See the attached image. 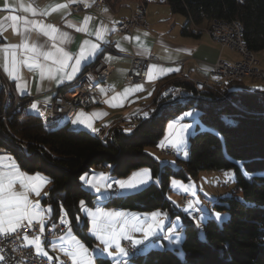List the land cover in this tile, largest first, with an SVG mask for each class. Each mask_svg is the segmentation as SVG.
<instances>
[{"label": "trees", "instance_id": "obj_1", "mask_svg": "<svg viewBox=\"0 0 264 264\" xmlns=\"http://www.w3.org/2000/svg\"><path fill=\"white\" fill-rule=\"evenodd\" d=\"M105 1L115 6L119 3ZM165 1L174 14L188 19V25L206 19L237 21L244 27L248 48L254 53L264 50V0ZM236 84L197 91L193 83H172L162 92L176 86L192 91L194 96L167 99L153 118L141 121L130 133L115 128L105 140L69 124L48 126L39 113H29L28 109L10 115L12 100L5 108L7 91L2 88L0 149L12 155L22 170L49 179L51 187L44 201L53 206V223L66 214L89 248L96 241L88 232L86 220L79 225L84 214L81 202L83 208L92 207L96 196L83 186L81 176L92 167L106 165L119 179L142 169L161 179L160 186L152 184L136 193L113 197L106 206L135 213L167 211L171 217L181 216L185 221L183 258L173 250H152L133 256L132 264H264V90L231 92ZM192 107L201 113L207 130L191 136L190 158L179 160L181 168L174 171L168 165L161 171L159 163L144 150L158 147L168 120ZM238 162L243 163L248 176ZM215 170L235 171L236 190L223 204L209 203L210 209L216 206L228 211L230 217L222 224L208 220L202 240L195 222L173 207L166 195L173 180L187 182L189 176L198 178L201 172ZM199 219L194 216V220ZM100 263L111 264L109 260Z\"/></svg>", "mask_w": 264, "mask_h": 264}, {"label": "crops", "instance_id": "obj_2", "mask_svg": "<svg viewBox=\"0 0 264 264\" xmlns=\"http://www.w3.org/2000/svg\"><path fill=\"white\" fill-rule=\"evenodd\" d=\"M142 1L146 5L148 27L138 28L131 35L119 33L118 25L124 18L130 17L138 3ZM74 5L87 6L88 9L73 13L71 8ZM12 16H16L17 20L13 21ZM86 18H90L87 23H85ZM210 25V19H206L200 24L191 23L188 25V19L183 15L174 14L165 0H119L116 6L107 3L105 0H0V82L4 85L2 88L6 89L7 94L8 84L12 85L22 97L34 98L33 104L37 106L41 101L51 102L56 92L65 83L76 80L86 67L101 57L103 61L114 67V72L105 85L94 90L96 92L100 89L99 92L104 97L103 101L90 109H79L67 124L74 129L85 130L93 135H96V131L102 128H109L110 130L119 128L125 133H130L133 129L126 123L135 114L157 104L159 94L172 83L196 84L201 79L200 71L210 73L212 65L218 60L228 63L240 60L239 57L237 58L226 49H221L212 41L213 39L209 35ZM50 27L58 29L56 40H52L50 36L43 34L44 30H50ZM81 28L86 30L77 31ZM97 33L100 34V39H97ZM60 34H67V38L62 39ZM25 41L29 48L36 45L40 52H52L54 54L53 59H55L56 49L60 48L70 54L73 60L69 61L68 68L58 71L59 65L54 64L53 59L45 60L43 56L37 57L26 50L23 47ZM91 44H97V49L93 50ZM82 49L86 59L82 60L80 70L74 74L73 79L64 78L66 74L71 73V65L75 58L80 56ZM13 54H15L16 60L15 79L10 78L4 70L6 64L9 70H12ZM132 56H157L159 58L158 64H150L148 78L144 83L131 85L125 83ZM24 61L33 64L31 70ZM260 67L264 70L261 64ZM242 84L233 85L230 91L252 93L253 90ZM108 88L114 91L111 95L107 94ZM102 89L103 91H101ZM7 106L8 100L5 108ZM27 109L29 113H39V107L33 109L31 106ZM80 113L84 114L81 119L85 123L77 122L74 124L73 120H76ZM186 122L189 123L190 120L180 122L178 125L175 132L176 142L178 138L182 137L184 130L188 128ZM87 124H91V127L86 126ZM158 147L160 150L164 147L174 148V146L167 145L165 134ZM163 156L165 155L163 154ZM0 157H5L0 159V171H8V166L14 161L22 173L29 176L39 174L49 181L41 173L31 174L22 170L13 156L1 149ZM145 170L147 169L135 171L126 178H117L116 181H127L134 173ZM87 181H90V178H86L83 184L88 188ZM146 183L138 184L135 189H122L117 183L112 185H118L120 192L129 195L146 187ZM50 187L51 184L47 183L40 191L39 196L29 192V200L33 204L39 202L40 207L45 210L43 221L45 227L54 222L53 206L44 201L49 195ZM88 189L92 194L95 193L94 190ZM15 190L17 192L22 191L18 183ZM94 195L96 196V194ZM101 201L103 200H97L92 207L85 206L83 208L84 214L81 221L82 223L85 220L88 222L89 234L91 218L87 213H94L97 209L103 212H121L126 214L129 219L137 216L141 222L150 219V216L145 217L135 212L121 211L106 206V204L104 206L95 205L96 202L100 203ZM49 208L51 209L50 213L47 211ZM34 222L39 221L34 220L32 223ZM27 223L24 221V224ZM65 236H61L64 238L63 240L60 239L61 237L56 238L57 236L52 238L48 244L42 247L47 255H40L58 262L61 261L62 257L69 258L59 250L61 247H67ZM91 236L96 241L93 248H89L82 240L80 241L92 254L93 264H101L100 260H109L111 264H117L116 259L101 254L103 247L97 248V244L100 242L93 235ZM124 241H121L122 247ZM28 243L30 244V241ZM164 245L167 244L164 243ZM113 250L115 249H110L115 256ZM122 260L124 261V259Z\"/></svg>", "mask_w": 264, "mask_h": 264}, {"label": "built area", "instance_id": "obj_3", "mask_svg": "<svg viewBox=\"0 0 264 264\" xmlns=\"http://www.w3.org/2000/svg\"><path fill=\"white\" fill-rule=\"evenodd\" d=\"M87 6L74 5L71 8L73 13L87 10ZM146 5L145 3L139 2L133 14L124 18L118 25V31L121 34L131 35L138 28H146ZM225 28H231L226 25L216 24V20L211 21L209 28V35L211 39H215V43L219 45L222 49H229L230 51L239 54L240 59H245V66H238V61L234 63H228L223 60H218L214 65H212V70L210 73H201V79H211L214 80L219 85H227L228 73L229 72H241L243 74L259 75L264 79L263 69L260 67V63L249 58L248 52L244 51L242 48L230 49V41L233 39L228 38L225 35ZM245 32V30H243ZM152 63H159V58L157 56L148 57H138L132 56L130 60V68L125 78V83L128 85L135 83H144L148 78L149 66ZM114 72V67L103 61V68H95L94 63L86 67L79 77L71 83H65L62 88H60L51 102H39L37 107H39V117L42 118H52V126H55L56 119L59 115L64 114V111L68 109V104H75V111H73V117L79 109H90L92 107L100 104L104 97L100 94L99 90L94 93H87L86 84H88L94 77H103L104 85L107 80L112 76ZM1 86H4L0 82ZM195 87L197 91H205L202 87H199V81L196 82ZM113 89L108 88L107 94L111 95ZM183 96H194V93L183 87H174V90L165 92V94H159L157 104L153 107H148L139 113L135 114L130 121L126 124L131 126H137L141 121L150 119V114L157 110L159 106H162V102L171 100H180ZM6 100H12V109L14 108H30L33 105L34 98L22 97L12 85L8 84V94H6ZM109 128H102L96 132L101 133L105 138L110 134ZM161 152L168 158L170 156H178L177 151L173 147H164ZM99 171L109 170V168L104 166L98 167ZM111 191H119L118 185L114 184L111 186ZM182 201L190 203L193 201V197L190 193L183 194L181 196ZM196 206L193 205L194 209ZM60 216L56 223L50 226H44L43 232L40 231L41 224L39 222L32 223L31 226H23L18 228L15 232L9 233L6 236L0 235V264H72L70 258L62 257L61 261H54L46 259L45 257L37 254L35 247L31 246L28 242L39 237L41 240V246L44 247L45 238H54L57 235L66 232L68 224H62ZM201 217V212L195 214V219ZM67 220V219H66ZM27 225V224H25ZM123 247L126 249L128 254L133 253L137 250H142L145 245L137 248L134 247L130 241L125 240L123 242Z\"/></svg>", "mask_w": 264, "mask_h": 264}, {"label": "snow or ice", "instance_id": "obj_4", "mask_svg": "<svg viewBox=\"0 0 264 264\" xmlns=\"http://www.w3.org/2000/svg\"><path fill=\"white\" fill-rule=\"evenodd\" d=\"M63 7V6H61ZM11 19L13 21L17 20L16 16H12ZM90 18H86L85 23ZM70 27L72 25H69ZM42 28L44 26H41ZM86 29H77V31H85ZM58 29L54 27H50V30H44V35L50 36L52 40H56V33ZM62 39L67 38V34H60ZM100 34L97 33V39H100ZM23 47L32 52L35 56H43L45 60L53 59L52 52H40L36 45H33L29 48L27 42L25 41ZM55 47V45H53ZM97 44H91V48L93 50L97 49ZM86 59L84 50H81L80 56L75 58L74 63L71 65V73L66 74V79L71 80L74 77V74L80 70L82 60ZM73 57L64 52L62 49L57 48L55 59H53V63L59 65L58 71H62L69 67V61H72ZM31 70L33 64L28 63V61H24ZM39 67V65H37ZM5 72L8 73L9 77L12 79L16 78V60L15 54H13V67L12 70H9L7 64L4 68ZM171 71V70H169ZM139 90V89H138ZM103 91V89L101 90ZM128 91V90H126ZM115 106V105H113ZM33 109H36V104L32 105ZM83 113L78 114L76 120H73V123L77 122L85 123L81 117H83ZM95 115V114H94ZM185 115H191V113H186ZM226 123H231V121L226 120ZM86 126L91 127V124H87ZM171 128L172 125L170 124ZM95 131V129H93ZM181 138H178L177 142H180ZM5 157H0V159H4ZM10 159V158H9ZM8 171H0V235H7L9 233H13L17 228L23 226H31L34 220H38L41 224L40 231L43 232V221H44V212L39 205V202L33 204L29 200V192L34 193L36 196L40 195V191L47 184L50 183L45 177L36 174L33 176H29L25 173H22L19 167L13 161L9 166ZM230 179L232 178L231 173H225ZM247 175V173H245ZM146 178L149 177V173L145 170L143 172L134 173L133 176L127 181H115V183L119 184L122 189H135L138 184H143L146 182ZM251 177H249L250 179ZM83 179V178H82ZM101 179H106L101 174ZM19 184L22 191L17 192L15 190L16 184ZM88 185L92 188H95L99 191V185L92 183L91 181H87ZM174 187H179L182 190L184 186L179 184L178 182H173ZM111 185H107L110 187ZM82 209H83V202ZM191 205L185 209V211H189L191 209ZM49 213L51 209L47 210ZM87 215L91 218V235H93L101 244L104 245L102 253L106 254L108 257H112L116 259L117 264H124V261L121 258H125L128 256V252L121 246L122 240L130 241L131 244L135 247L136 245L143 244L150 236L157 235L159 232L164 231L163 224L159 220L161 213H152L150 219H145L143 222L140 221V218L137 216L131 217L129 219L126 214L121 212H103L100 209H97L96 212H88ZM219 214H217V219H219ZM24 221H27V225L24 224ZM62 224H68L66 220V214L61 218L60 221ZM133 233H142L143 239H135L133 237ZM69 236L71 237L66 241L67 247H61L59 250L63 252V254L67 255L72 264H93V256L89 252L88 248L75 236H71V229L69 227ZM170 242L179 243V237H171L170 235L166 237ZM61 240L64 238L61 237ZM30 244L35 247L37 254L47 255L46 252L43 251L41 246V240L39 237L30 241ZM115 249V256L110 249ZM3 258L0 257V260Z\"/></svg>", "mask_w": 264, "mask_h": 264}, {"label": "rangeland", "instance_id": "obj_5", "mask_svg": "<svg viewBox=\"0 0 264 264\" xmlns=\"http://www.w3.org/2000/svg\"><path fill=\"white\" fill-rule=\"evenodd\" d=\"M213 41V40H212ZM222 49V48H221ZM226 51H230L229 49H226ZM232 54H234L237 58L240 56L237 53H234L230 51ZM255 60L264 67V50L255 52L254 56ZM241 61V60H239ZM264 72V70H263ZM257 79V80H256ZM244 81L237 82V84L243 83L246 87H248L250 90H253L252 92L258 91V90H264V81L262 79H259L258 77L254 78H243ZM242 84V85H243ZM12 105L8 109V111H11ZM186 113H191V115H185ZM8 115V114H7ZM201 113L195 109L190 108L187 111L179 114L176 117L171 118L168 120L165 128V141L168 146H174L175 150L177 151L178 157L177 158H168L166 156H163L161 153L160 147H146L145 153L153 157L160 166V170L162 171L166 166H170L172 170L177 171L182 166L179 164V160L181 161H187L190 158V151H189V145H190V138L193 136L197 131H204L207 130L205 125L202 123L200 118ZM69 118H65L63 120V125L67 124L69 122ZM187 120H190L188 124V128L184 130L183 135L180 139V142H176L175 140V132L177 131L178 125ZM172 125L170 128L169 125ZM133 129L134 126H131ZM175 143V145H174ZM240 169L242 170L243 174L247 173L245 171L244 165L241 162H238ZM149 173L150 178H146V186H150L152 184H155L157 186H160V175L158 178L153 177L152 172L147 169L146 170ZM143 172V171H141ZM225 173H231L232 178L230 179L228 176L225 175ZM101 174H103V177L106 179H101ZM248 176V174L246 175ZM83 178V179H82ZM86 178H90V181L92 183L99 185V191H97L95 188H92L88 185V188L95 191L94 194H96L95 201L97 200H103L100 203L96 202L99 206H104L110 199L113 197H124L123 195H127L125 192H118V193H112L111 192V186L113 183H115L117 177H114L110 174V168L109 170L105 171H99L97 168L92 167L89 172L84 173L81 176V182H85ZM189 181L187 182H178L179 184H182L184 186L185 190H182L179 187H174L172 181L170 185V191L167 192V199L172 203V206L178 209L179 211H182L184 214L186 213L188 218L190 220H193L195 222V225L198 229L199 237L203 240L206 238L205 234V225L207 224L208 220L212 219L217 221L218 223L222 224L223 222H226L229 217L230 213L226 210H222L216 206H214L212 209L209 208V203L213 204H223V200L232 196L233 192L236 190V173L235 171H227V170H215V171H204L201 172L198 176V178H193L189 176ZM176 182V181H175ZM107 185H111L110 187H107ZM83 186L87 188L83 184ZM89 190V189H88ZM190 193L193 197V201L190 203H184L181 199V196L183 194ZM195 205L196 207L191 209L189 211H185L188 206ZM110 208V207H109ZM161 213V216L159 217V220L163 224L164 231L159 232L157 235L150 236L148 240H146L143 244L136 245L135 247L139 248L143 245L145 247L140 251L139 255H146L152 250H173L176 251L177 255L180 257L185 256V251L183 247V242L185 239V221L184 218L181 216H175L171 217L170 213L167 211H156L152 213ZM201 212V217L199 220H194V214ZM134 213V212H133ZM152 213H138L141 214L140 216H151ZM213 213V215H210ZM217 214H219V219H217ZM68 221V220H67ZM82 221L79 222L80 227L83 225ZM69 227L71 229V236H75L78 240H81V238L75 233L74 228L68 221V227L65 233L57 235L56 238H59L61 236H65V239L68 240L71 237L69 236ZM91 234V232H90ZM171 236L173 238L179 237L180 242H170L168 236ZM133 237L135 239H143L142 233H133ZM166 243L167 245H164ZM104 247L103 244H97V248ZM114 249V248H113ZM115 252V250H113ZM106 258V257H104ZM133 256L129 255L124 259L125 264H132Z\"/></svg>", "mask_w": 264, "mask_h": 264}, {"label": "bare ground", "instance_id": "obj_6", "mask_svg": "<svg viewBox=\"0 0 264 264\" xmlns=\"http://www.w3.org/2000/svg\"><path fill=\"white\" fill-rule=\"evenodd\" d=\"M216 24L226 25L228 27H231V28H225V35L228 38L233 39V41H230V49H237V47L242 48L244 51L248 52L249 58L255 60V58H254L255 53L252 52L248 48V46L246 45V42L244 40V31H243L244 27L242 26L241 23H239L237 21H233V22L216 21ZM213 41L215 42V39H213ZM240 60L241 61H238V66H245V59H240ZM94 67L95 68H103V58H101V57L97 58V60L94 63ZM249 77L251 79L254 77H256V78L258 77L259 79H262L261 76H259V75L243 74L241 72H229L228 73L229 83L240 82V81H243V78H249ZM262 80L264 81V79H262ZM103 85H104V78L103 77H94V79H92L88 84H86V91H87V93H93L94 90H96L99 86L102 87ZM224 86H226V85H219V88H222ZM2 87L3 86H1V89H2ZM199 87H202L203 90H206V89L209 90V89L218 88V84L214 80H211V79H200ZM171 90H174V88L170 87L166 91H164L162 94H165V92H168ZM161 107L162 106L158 107L156 111H154L152 114H150V118H153V116H156L159 113ZM24 110H26V109L14 108V109H11V111H9L8 113L10 115H12V114H16L18 112H22ZM73 111H75V104H68V109H66V111H64V114L59 115V118L56 119L55 125L63 123V120L65 118L71 119L73 117ZM44 119H45L46 125L52 126V118H44ZM95 136L102 139V140L106 139L103 135H101V133H98V132L96 133ZM170 157H176V156H170ZM99 166H104V165H99ZM98 167H96V168L98 169ZM111 192L112 193H118L119 191H111ZM51 239L52 238H45L44 239V245L48 244ZM140 251L141 250L134 251L133 253H130L129 255L136 256L142 252V251L141 252Z\"/></svg>", "mask_w": 264, "mask_h": 264}]
</instances>
